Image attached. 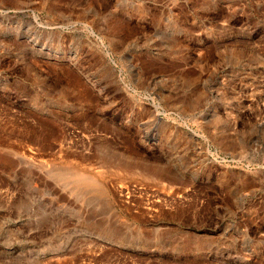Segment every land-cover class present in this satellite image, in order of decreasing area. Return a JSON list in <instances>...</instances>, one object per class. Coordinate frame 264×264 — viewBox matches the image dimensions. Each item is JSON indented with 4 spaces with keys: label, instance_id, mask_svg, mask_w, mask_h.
<instances>
[{
    "label": "rangeland",
    "instance_id": "rangeland-1",
    "mask_svg": "<svg viewBox=\"0 0 264 264\" xmlns=\"http://www.w3.org/2000/svg\"><path fill=\"white\" fill-rule=\"evenodd\" d=\"M0 264H264V0H0Z\"/></svg>",
    "mask_w": 264,
    "mask_h": 264
},
{
    "label": "bare ground",
    "instance_id": "bare-ground-1",
    "mask_svg": "<svg viewBox=\"0 0 264 264\" xmlns=\"http://www.w3.org/2000/svg\"><path fill=\"white\" fill-rule=\"evenodd\" d=\"M123 163V162H122ZM126 168V167H125ZM160 169H161V167H159ZM123 169V168H122ZM165 169V168H164ZM162 170V169H161ZM168 171V170H167ZM140 174V173H139ZM141 175H143V174H140V176ZM145 175V174H144ZM142 177V176H141ZM144 177H146V178H149L150 180H152V181H155L156 179L154 178V177H152L151 175H145ZM78 178V177H77ZM86 177H84V179H85ZM140 178V177H139ZM145 178V179H146ZM84 179H82V176L80 177V178H78L77 180L79 181V182H82V183H85V181H84ZM88 181V180H87ZM158 181V180H157ZM81 184V183H80ZM86 184V183H85ZM82 185V184H81ZM90 187H92L91 189L93 190V192L94 193H98V192H100V189H98V185L97 184H95V183H91L90 185H89ZM70 190V189H69ZM100 193H102V192H100ZM75 196H76V194H75Z\"/></svg>",
    "mask_w": 264,
    "mask_h": 264
}]
</instances>
